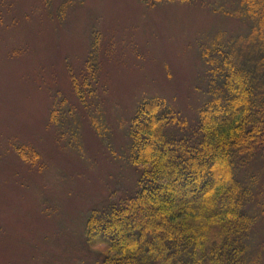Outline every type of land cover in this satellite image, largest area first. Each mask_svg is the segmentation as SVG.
Segmentation results:
<instances>
[{"label":"rangeland","instance_id":"374dc122","mask_svg":"<svg viewBox=\"0 0 264 264\" xmlns=\"http://www.w3.org/2000/svg\"><path fill=\"white\" fill-rule=\"evenodd\" d=\"M262 16L264 0H0V264H99L87 220L138 192L139 107L162 99L193 129L229 63L264 103ZM263 158L238 175L247 264H264Z\"/></svg>","mask_w":264,"mask_h":264},{"label":"trees","instance_id":"16d2710c","mask_svg":"<svg viewBox=\"0 0 264 264\" xmlns=\"http://www.w3.org/2000/svg\"><path fill=\"white\" fill-rule=\"evenodd\" d=\"M229 66L234 75H220L193 129L162 99L139 107L130 131L138 192L87 220V249L106 248L99 264H247L252 194L238 175L256 151L264 156V103L254 100L258 77ZM174 125L183 136L167 132Z\"/></svg>","mask_w":264,"mask_h":264}]
</instances>
